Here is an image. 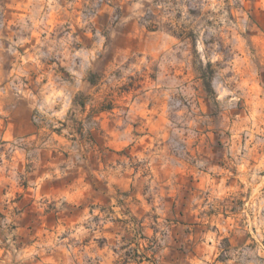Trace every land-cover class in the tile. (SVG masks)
<instances>
[{
    "label": "rangeland",
    "instance_id": "1",
    "mask_svg": "<svg viewBox=\"0 0 264 264\" xmlns=\"http://www.w3.org/2000/svg\"><path fill=\"white\" fill-rule=\"evenodd\" d=\"M113 128L152 152L206 135L248 153L244 264H264V0H0V264H159L149 185L86 173Z\"/></svg>",
    "mask_w": 264,
    "mask_h": 264
},
{
    "label": "crops",
    "instance_id": "2",
    "mask_svg": "<svg viewBox=\"0 0 264 264\" xmlns=\"http://www.w3.org/2000/svg\"><path fill=\"white\" fill-rule=\"evenodd\" d=\"M128 132H125L129 138L127 143L120 140V130L113 128L110 148L103 144L92 146L96 153L86 173L99 177L105 170H111L110 175L115 182L109 183L113 188L122 190L137 183L149 185L154 196L150 208H159L169 232L158 263L205 264L211 260V264H244V254L251 239L242 217L247 212L245 205L249 194L250 198L259 196L254 189L249 191V184L256 186L253 185L256 178L250 172L258 165L249 158L248 153L236 160H227L228 151L235 154L238 148L228 145L221 152L216 145L207 141L206 135L198 143H186L183 154L173 153L177 149L165 143L155 146L152 152L148 149L150 142H147L148 147H139L140 143L132 142L134 140L131 141L133 138ZM124 152L138 159H150L153 174L142 173L141 168L137 167L133 170L127 167L122 176L115 172V168L123 162ZM222 153L224 157H221ZM261 156L255 154L254 159L259 161ZM156 205L159 207L156 208ZM189 231L192 233H185ZM184 241H194L202 248L201 252L183 257L173 254L175 249L172 246Z\"/></svg>",
    "mask_w": 264,
    "mask_h": 264
}]
</instances>
